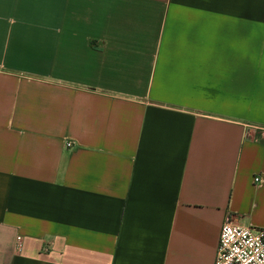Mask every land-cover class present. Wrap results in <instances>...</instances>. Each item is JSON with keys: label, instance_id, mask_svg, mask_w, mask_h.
<instances>
[{"label": "crops", "instance_id": "1", "mask_svg": "<svg viewBox=\"0 0 264 264\" xmlns=\"http://www.w3.org/2000/svg\"><path fill=\"white\" fill-rule=\"evenodd\" d=\"M229 214L264 228V0H0V264H213Z\"/></svg>", "mask_w": 264, "mask_h": 264}, {"label": "built area", "instance_id": "2", "mask_svg": "<svg viewBox=\"0 0 264 264\" xmlns=\"http://www.w3.org/2000/svg\"><path fill=\"white\" fill-rule=\"evenodd\" d=\"M213 264H264V228L239 224L227 215L220 227Z\"/></svg>", "mask_w": 264, "mask_h": 264}]
</instances>
